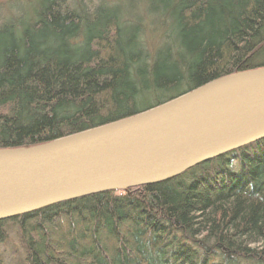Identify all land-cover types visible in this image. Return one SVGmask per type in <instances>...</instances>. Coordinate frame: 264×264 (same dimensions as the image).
<instances>
[{
    "label": "trees",
    "instance_id": "obj_1",
    "mask_svg": "<svg viewBox=\"0 0 264 264\" xmlns=\"http://www.w3.org/2000/svg\"><path fill=\"white\" fill-rule=\"evenodd\" d=\"M262 66L264 0L0 2V148ZM0 264H264V138L164 181L1 219Z\"/></svg>",
    "mask_w": 264,
    "mask_h": 264
},
{
    "label": "water",
    "instance_id": "obj_2",
    "mask_svg": "<svg viewBox=\"0 0 264 264\" xmlns=\"http://www.w3.org/2000/svg\"><path fill=\"white\" fill-rule=\"evenodd\" d=\"M264 138V66L134 115L29 147L0 148V220L164 181Z\"/></svg>",
    "mask_w": 264,
    "mask_h": 264
},
{
    "label": "rangeland",
    "instance_id": "obj_3",
    "mask_svg": "<svg viewBox=\"0 0 264 264\" xmlns=\"http://www.w3.org/2000/svg\"><path fill=\"white\" fill-rule=\"evenodd\" d=\"M8 1L10 2V0H0V2H8Z\"/></svg>",
    "mask_w": 264,
    "mask_h": 264
}]
</instances>
